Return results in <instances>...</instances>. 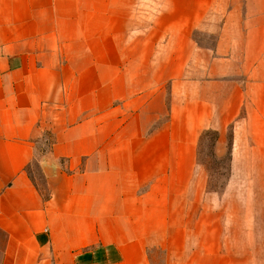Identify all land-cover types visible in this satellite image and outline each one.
Listing matches in <instances>:
<instances>
[{
	"label": "crops",
	"instance_id": "0c3cea01",
	"mask_svg": "<svg viewBox=\"0 0 264 264\" xmlns=\"http://www.w3.org/2000/svg\"><path fill=\"white\" fill-rule=\"evenodd\" d=\"M147 11L0 0V264H232L197 148L264 157V0Z\"/></svg>",
	"mask_w": 264,
	"mask_h": 264
},
{
	"label": "rangeland",
	"instance_id": "374dc122",
	"mask_svg": "<svg viewBox=\"0 0 264 264\" xmlns=\"http://www.w3.org/2000/svg\"><path fill=\"white\" fill-rule=\"evenodd\" d=\"M166 0H138V8L147 12L161 9ZM210 24L218 25L221 15L208 17ZM145 30V29H144ZM194 36L200 46L214 45L215 33L196 31ZM168 86V85H167ZM232 131L226 133V139L218 144V134L214 130L201 133L197 148V160L205 173L206 195L220 196L222 204L216 211L223 212L224 230L217 240L228 253L232 264H264V157L252 156L250 163L232 167L231 161ZM51 133H45L40 151L48 152L52 145ZM43 158L42 155L39 156ZM66 165V160L62 159ZM36 182L45 193L43 179L40 177L39 164L31 166ZM155 264H164L161 252L156 254Z\"/></svg>",
	"mask_w": 264,
	"mask_h": 264
},
{
	"label": "trees",
	"instance_id": "16d2710c",
	"mask_svg": "<svg viewBox=\"0 0 264 264\" xmlns=\"http://www.w3.org/2000/svg\"><path fill=\"white\" fill-rule=\"evenodd\" d=\"M217 134H218V133H217ZM219 138H220V136H219V134H218V139H217V142H218V144H221V142H220ZM52 143H53V142H52Z\"/></svg>",
	"mask_w": 264,
	"mask_h": 264
}]
</instances>
